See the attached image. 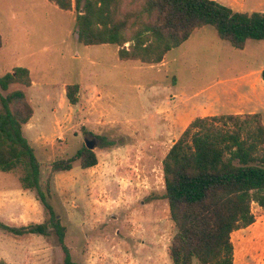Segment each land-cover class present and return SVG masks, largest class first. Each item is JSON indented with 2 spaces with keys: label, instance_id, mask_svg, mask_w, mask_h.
Listing matches in <instances>:
<instances>
[{
  "label": "rangeland",
  "instance_id": "rangeland-1",
  "mask_svg": "<svg viewBox=\"0 0 264 264\" xmlns=\"http://www.w3.org/2000/svg\"><path fill=\"white\" fill-rule=\"evenodd\" d=\"M237 11H264V0H217ZM76 12L48 0H0V75L30 71L21 88L33 119L25 137L50 179L51 203L66 228L65 243L79 264H172L175 231L163 198L162 160L197 116L260 113L264 123V40L243 49L220 39L211 25L195 29L158 64L122 61L116 45H83ZM79 84L78 102L65 88ZM1 110V104H0ZM23 130V128H22ZM99 136L116 142L99 148ZM93 142L98 162L51 173V163ZM51 173V174H50ZM255 222L232 233L233 264H264V208L252 205ZM48 213L16 173L0 171V222L40 223ZM54 233L15 236L0 230L6 264H62ZM194 264H197L194 262Z\"/></svg>",
  "mask_w": 264,
  "mask_h": 264
},
{
  "label": "trees",
  "instance_id": "trees-1",
  "mask_svg": "<svg viewBox=\"0 0 264 264\" xmlns=\"http://www.w3.org/2000/svg\"><path fill=\"white\" fill-rule=\"evenodd\" d=\"M62 11L76 12V39L83 45H116L122 61L158 64L195 29L211 25L218 37L237 49L248 39L264 40V11H237L217 0H48ZM2 39L0 35V48ZM264 81V68L260 73ZM30 71L17 66L0 75V89L29 87ZM79 84H68L66 98L78 102ZM0 171L16 173L20 186L34 191L48 213L40 223L0 230L15 236L54 233L62 264H79L65 243L66 228L51 203L50 179L40 181L41 162L23 134L33 108L23 89L0 95ZM99 148L113 140L99 136ZM83 169L98 162L86 145L51 163V173ZM164 194L175 231L169 241L172 264H233V232L255 222L252 205L264 208V123L261 114L197 116L162 160ZM50 173V174H51ZM0 264H6L0 260Z\"/></svg>",
  "mask_w": 264,
  "mask_h": 264
},
{
  "label": "water",
  "instance_id": "water-1",
  "mask_svg": "<svg viewBox=\"0 0 264 264\" xmlns=\"http://www.w3.org/2000/svg\"><path fill=\"white\" fill-rule=\"evenodd\" d=\"M85 145H86V147H87L88 149H93V148H94L93 142L91 143V142L86 141V142H85Z\"/></svg>",
  "mask_w": 264,
  "mask_h": 264
},
{
  "label": "crops",
  "instance_id": "crops-1",
  "mask_svg": "<svg viewBox=\"0 0 264 264\" xmlns=\"http://www.w3.org/2000/svg\"><path fill=\"white\" fill-rule=\"evenodd\" d=\"M261 72V71H260ZM33 82V81H32ZM33 116H34V112H33V115H32V117L30 118V120L31 119H33ZM25 132V129H24V127H23V133ZM24 136H25V134H24Z\"/></svg>",
  "mask_w": 264,
  "mask_h": 264
}]
</instances>
